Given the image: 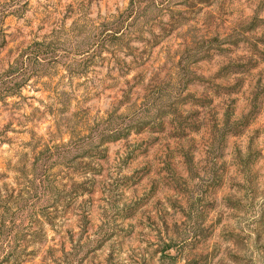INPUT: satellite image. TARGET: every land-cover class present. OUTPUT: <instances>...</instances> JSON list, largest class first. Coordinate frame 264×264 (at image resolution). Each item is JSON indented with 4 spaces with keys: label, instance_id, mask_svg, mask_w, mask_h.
Here are the masks:
<instances>
[{
    "label": "rangeland",
    "instance_id": "1",
    "mask_svg": "<svg viewBox=\"0 0 264 264\" xmlns=\"http://www.w3.org/2000/svg\"><path fill=\"white\" fill-rule=\"evenodd\" d=\"M0 264H264V0H0Z\"/></svg>",
    "mask_w": 264,
    "mask_h": 264
}]
</instances>
